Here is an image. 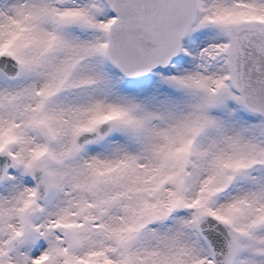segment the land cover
Returning <instances> with one entry per match:
<instances>
[{
	"label": "snow or ice",
	"instance_id": "snow-or-ice-1",
	"mask_svg": "<svg viewBox=\"0 0 264 264\" xmlns=\"http://www.w3.org/2000/svg\"><path fill=\"white\" fill-rule=\"evenodd\" d=\"M0 264H264V0H0Z\"/></svg>",
	"mask_w": 264,
	"mask_h": 264
}]
</instances>
